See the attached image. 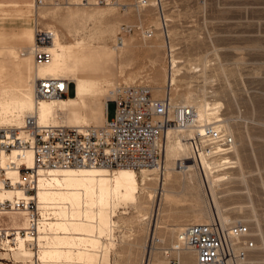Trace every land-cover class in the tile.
<instances>
[{
    "label": "rangeland",
    "instance_id": "1",
    "mask_svg": "<svg viewBox=\"0 0 264 264\" xmlns=\"http://www.w3.org/2000/svg\"><path fill=\"white\" fill-rule=\"evenodd\" d=\"M33 20L58 33L62 56L67 47L76 52L87 46L106 47L114 54L116 70L99 81L102 91L89 98L86 110L78 111L67 102L58 125H75L76 116L89 119L91 111L99 121L91 118L89 125L101 124L99 112L105 96L117 83L149 86L154 97H162L167 90L173 104L187 99L197 104L220 103L217 114L225 122L219 127L234 136V146L229 156H223L228 157L226 163L222 157H206L212 164L210 176L215 184L211 187L226 221L241 220L249 225L256 244L254 264H264V0H110L106 5L49 0L36 12L31 0H2L0 100L5 88L11 96L21 95L27 86L33 88L37 73L33 57L19 55L32 44ZM118 41H123L122 47L116 45ZM94 61L86 62L85 70L92 69ZM171 61L177 66L170 70ZM172 72L171 85L166 86L170 82L166 76ZM60 74L68 80L71 77L65 69ZM71 89L73 95V85ZM113 116L114 104L110 102L107 119ZM162 142L161 166L165 169L171 161L163 137ZM185 162L193 165L190 159ZM117 168L108 170L110 178L129 171ZM200 170L193 167L187 183L176 169L168 179H160L158 168L147 172L146 178L142 171H135L134 198L122 199L116 193L110 196L107 214L111 222L102 227L95 264H196L195 255L176 244L181 227L195 221V209L207 207L209 185ZM41 184L39 179V188ZM167 192L172 194L169 200ZM97 207L95 200L92 208ZM68 210L69 217L62 218L72 231L84 215ZM19 219L12 215L1 220ZM43 243L46 246V241ZM40 249L32 254L37 251L35 242L34 248L26 249L31 252L32 264H38ZM12 253L0 252V262L13 264Z\"/></svg>",
    "mask_w": 264,
    "mask_h": 264
},
{
    "label": "built area",
    "instance_id": "2",
    "mask_svg": "<svg viewBox=\"0 0 264 264\" xmlns=\"http://www.w3.org/2000/svg\"><path fill=\"white\" fill-rule=\"evenodd\" d=\"M49 0H32V10ZM51 1V0H50ZM54 1V0H53ZM110 0H78L82 5H106ZM33 43L30 52L35 64L49 62L52 29L39 27L33 20ZM73 84L67 79L46 77L37 80L34 95L37 100L68 97L67 88ZM114 104V116L107 119V104ZM194 110L189 105L173 106L169 91L154 97L146 85L117 83L106 100L105 120L99 125L67 126L39 124L35 115H27L21 131L0 127V153L31 151L32 164L20 161L0 164V190L18 187L32 194L37 185L36 174L46 168L130 167L135 170L159 166L163 156L162 137L170 128L186 129L194 124ZM192 164L200 155L209 158L229 156L234 136L212 124H205L185 139ZM228 159V157H227ZM227 162V161H226ZM14 168L19 179L6 174ZM33 198L0 201V252L11 253L20 242L34 248L38 217ZM19 216L6 222L4 216ZM27 221V225H23ZM29 234L30 240H24ZM179 249L195 252L196 264H254L255 239L244 221L223 225L212 216L204 223H187L177 237ZM178 250V249H177ZM33 252V251H32Z\"/></svg>",
    "mask_w": 264,
    "mask_h": 264
},
{
    "label": "bare ground",
    "instance_id": "3",
    "mask_svg": "<svg viewBox=\"0 0 264 264\" xmlns=\"http://www.w3.org/2000/svg\"><path fill=\"white\" fill-rule=\"evenodd\" d=\"M17 4L25 5V3ZM37 10H34V12ZM36 15L37 14H35V16ZM40 17L45 18V15L40 14ZM53 32L54 37L51 43L47 46L49 52L51 53V59L47 63L38 65L34 64L37 69V73L33 78V88H27V86V90H24L21 95L15 96L9 95L10 90L6 88L3 90V98L0 100V118H2L0 120V125L4 127H12L21 131L24 125L25 117L31 114L37 117L39 124L58 125L60 123L58 117L60 113L66 111L64 105L67 102L75 105L78 111L86 110L89 98L95 93L102 91L99 86V81L107 75H112L115 72L116 67L113 59L114 54L110 53L108 48L102 47L99 49H93L87 46L73 52L70 47H67L65 55L62 56L61 49L59 48L60 37L55 30H53ZM31 45L23 48L19 55L22 57L29 56L31 58L32 55L29 50ZM116 45L122 47L123 41H118ZM93 60H95V63H93L94 65L92 66V69L85 70L87 64L86 62ZM23 66L19 65L21 69H23ZM176 66V61H173L170 70ZM62 69L71 72L69 80L74 81L77 88L75 97L71 99H68V97H51L48 99L37 100L34 95L37 80L46 77H52L54 79H67L60 74ZM21 71L22 73L25 72L23 70ZM26 71H29V69H26ZM89 74L96 75V78L88 77ZM166 77L168 82L170 81L166 86H169L171 85L170 83L173 79V72L168 74ZM30 86H32L31 83ZM113 86L108 89L102 109L99 112L102 116L101 122L105 120L106 100L111 95ZM183 102V105H189L193 108L195 113V122L184 130L170 128L167 131H164L163 139H165V150L168 159L171 161L166 165L165 169L161 166L162 161L159 166L142 168L139 170H135L130 167H118L117 169H126L129 171L121 173L115 178H110L108 170H111V168L106 167L46 168L38 170L35 178L37 185L35 192L32 194L23 193L18 187L13 189L4 188L0 190V201L14 200L17 197L25 200L33 198L37 203V211L39 215L37 232L34 237L37 251L32 252V254L35 255V253H38L39 246L41 247L38 264H95L99 256L95 248H97L100 244L99 237H101L102 227L110 224L111 222L109 215L107 214V210L110 208V196L112 193H116L117 195L120 194L122 199L134 198V190L137 185L135 171H142L144 178H146L149 174L147 172H151L153 169L158 168L160 171V179L163 176L164 179H168L171 177L172 171H175L176 169L177 172L182 174L184 182L187 183L189 182L188 178L191 177V170L193 167H200L201 176L209 185L207 187L206 184V188H208V202L206 208L195 209V221L193 223L207 222L212 216H216V218H218L223 225L241 221L237 220L231 223L227 222L221 213L222 210L220 209L214 190L211 187V184L215 183L212 178L213 176H210L213 172L211 167L212 164L205 161L207 156L200 155V161L197 165H189L185 162L190 159V156L187 151V142L184 140L191 136L193 132L200 130L205 124H212L216 128L226 131L223 127H219L222 125V122H225V120L218 117L217 114L220 103L203 101L202 103L197 104L190 99ZM172 105L175 106L178 104L172 103ZM27 110L31 111L25 113ZM91 118L99 121L98 116H93V112L91 111L89 119L86 115L82 117L76 116V119L74 120L75 125L67 126H88V120ZM180 133H183L181 134L183 137ZM220 160H222L223 163H226L227 157H222ZM20 161H23L30 166L32 164L31 151H20L19 149L14 148L9 153H0L1 165H5L9 162L18 163ZM218 161L217 165H219ZM221 163L220 167L222 165ZM162 169L165 170L164 175ZM6 174L12 179H19L18 172L14 168L7 169ZM221 177L222 175L217 177L216 180L219 178L221 179ZM39 179L42 181L40 188ZM209 188L211 194H209ZM36 193L37 198H35ZM171 197V193H165V198L167 200L171 199ZM44 200H48L47 203ZM95 200L98 204L97 209L92 208V204ZM68 208L80 211L81 214L84 215V220L76 222L73 225L72 231L69 229L66 221H64V218H62V216L69 217ZM204 216H208L209 219H204ZM23 225L26 226L27 221L24 222ZM30 237L31 236L27 234L24 240H30ZM45 241L46 246H43V242ZM26 249L30 250L26 244H23L21 241L19 246L12 250L13 253H11L13 254L15 260L13 264H32L31 252H28ZM182 250L192 252L195 255V252L190 249L183 248ZM0 264L3 263L0 262Z\"/></svg>",
    "mask_w": 264,
    "mask_h": 264
},
{
    "label": "crops",
    "instance_id": "4",
    "mask_svg": "<svg viewBox=\"0 0 264 264\" xmlns=\"http://www.w3.org/2000/svg\"><path fill=\"white\" fill-rule=\"evenodd\" d=\"M0 1H2V0H0ZM3 1H5V2H11V1H13V0H3ZM19 2H21L22 0H18ZM28 1H30V0H28ZM32 1V0H31ZM32 33V31L30 30V29H28L27 30V32H26V35H27V37L28 38H30L29 37V35ZM1 37V36H0ZM29 57V56H28ZM30 58V57H29ZM27 75H28V72H27ZM74 84H69L68 85V88H67V93H68V99H71V98H73V97H75V95H76V90H77V88H76V84H75V82L74 81H72ZM71 85H74L73 86V97H72V95H70V93L72 92V89H71Z\"/></svg>",
    "mask_w": 264,
    "mask_h": 264
},
{
    "label": "trees",
    "instance_id": "5",
    "mask_svg": "<svg viewBox=\"0 0 264 264\" xmlns=\"http://www.w3.org/2000/svg\"><path fill=\"white\" fill-rule=\"evenodd\" d=\"M74 86V85H73ZM74 95H72V97H73Z\"/></svg>",
    "mask_w": 264,
    "mask_h": 264
}]
</instances>
